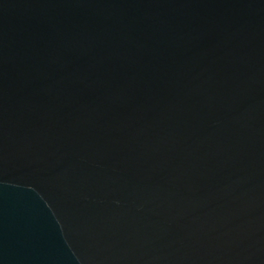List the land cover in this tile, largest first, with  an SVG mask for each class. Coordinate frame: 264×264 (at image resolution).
I'll list each match as a JSON object with an SVG mask.
<instances>
[{
	"label": "water",
	"instance_id": "obj_1",
	"mask_svg": "<svg viewBox=\"0 0 264 264\" xmlns=\"http://www.w3.org/2000/svg\"><path fill=\"white\" fill-rule=\"evenodd\" d=\"M0 264H264V0H0Z\"/></svg>",
	"mask_w": 264,
	"mask_h": 264
}]
</instances>
